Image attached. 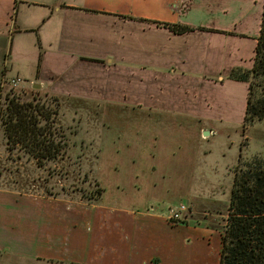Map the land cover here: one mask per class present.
<instances>
[{"label": "rangeland", "instance_id": "rangeland-1", "mask_svg": "<svg viewBox=\"0 0 264 264\" xmlns=\"http://www.w3.org/2000/svg\"><path fill=\"white\" fill-rule=\"evenodd\" d=\"M223 6L230 7L227 14ZM262 8L264 11V0H199L190 15L195 25L231 30L224 33L214 28L192 29L231 36L238 30L254 36L259 30ZM117 16L108 15V21ZM149 16L158 17L154 12ZM155 39L153 34L132 37L134 43ZM240 40L229 39L235 52L228 61L242 59L232 69H248L254 60L253 40ZM4 46L0 42V48ZM5 61L0 52V86L17 74L13 70L9 72L11 77L7 75ZM169 70L160 76L150 74L151 86L158 81L166 86L165 93L143 88L145 92L154 91L150 106L140 104L138 90L131 96L135 105H103L19 86L16 94L23 101L38 97V102L50 109L58 108L52 131L64 155L43 168L19 148H9L1 119L9 87L0 89V189L85 205L103 199L105 206L153 208L167 217L168 226L175 225L169 220L170 211L185 206L187 212L174 233H181L183 227L188 229L192 251L188 258L179 257L177 264H220V237L229 214L235 172L254 157L264 158V122L252 124L246 133L242 131L248 85L229 80L230 71L184 76ZM20 76L28 80L26 74ZM129 81L132 83L127 87H132L138 79ZM53 97L59 100L55 102ZM172 100L175 107L169 104ZM164 236L159 233L160 240ZM85 257L79 244H70L69 253L59 258L32 261L6 256L0 258V264H86ZM150 264L161 261L154 259Z\"/></svg>", "mask_w": 264, "mask_h": 264}, {"label": "crops", "instance_id": "crops-1", "mask_svg": "<svg viewBox=\"0 0 264 264\" xmlns=\"http://www.w3.org/2000/svg\"><path fill=\"white\" fill-rule=\"evenodd\" d=\"M198 1L0 0V42L5 45L0 52L3 61L6 57L7 75L11 77L13 70L15 77L26 74L22 88H42L57 97L103 105H135L131 96L138 90L140 104L150 106L154 91L143 88L166 90L165 82L151 86L150 74L164 75L167 68L184 76L229 72L242 60L228 61L235 52L229 39H252L255 58L263 8L254 36L238 30L233 36L210 31L177 35L153 23L231 30L195 25L190 15ZM222 10L227 14L230 7ZM153 12L156 19L149 16ZM108 15L119 18L108 21ZM147 34L156 39L132 41L133 35ZM251 64L248 69L254 60ZM126 78L138 81L127 87L132 82ZM153 210L105 206L103 199L85 205L0 189V258H59L69 253L70 244H79L86 264H150L154 259L177 264L179 257L188 258L192 251L188 229L174 233L178 226H168L167 217ZM159 233H165L161 240Z\"/></svg>", "mask_w": 264, "mask_h": 264}, {"label": "trees", "instance_id": "trees-1", "mask_svg": "<svg viewBox=\"0 0 264 264\" xmlns=\"http://www.w3.org/2000/svg\"><path fill=\"white\" fill-rule=\"evenodd\" d=\"M154 24L177 35L193 31L188 26ZM228 79L248 85L242 126L246 133L252 124L264 122V11L253 67L234 68ZM11 95L9 92L5 98V114L1 115L0 110L9 148L12 151L19 148L35 160L39 168L63 157L62 147L52 131L58 108L50 109L38 102V97L23 101L20 95ZM53 100L59 99L53 97ZM228 212L221 232L220 264H264V158L254 157L236 169Z\"/></svg>", "mask_w": 264, "mask_h": 264}, {"label": "built area", "instance_id": "built-area-1", "mask_svg": "<svg viewBox=\"0 0 264 264\" xmlns=\"http://www.w3.org/2000/svg\"><path fill=\"white\" fill-rule=\"evenodd\" d=\"M23 80L19 77H15V78H12L10 80H7V81H3L1 83V90H4L3 88L4 87H9V91L12 95H14L18 89V87L23 84ZM8 94V93H7ZM11 95V96H12ZM187 212V209L185 206H181L179 207L178 209H174V210H171L170 211V216H169V220L171 223L173 224H177L179 222H181L182 218L184 217L185 213Z\"/></svg>", "mask_w": 264, "mask_h": 264}]
</instances>
